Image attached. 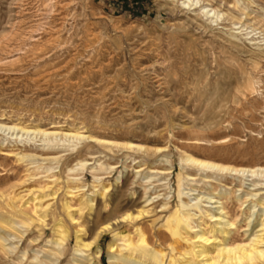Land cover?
<instances>
[{
  "label": "rangeland",
  "instance_id": "374dc122",
  "mask_svg": "<svg viewBox=\"0 0 264 264\" xmlns=\"http://www.w3.org/2000/svg\"><path fill=\"white\" fill-rule=\"evenodd\" d=\"M133 260L264 264V0H0V264Z\"/></svg>",
  "mask_w": 264,
  "mask_h": 264
},
{
  "label": "bare ground",
  "instance_id": "6f19581e",
  "mask_svg": "<svg viewBox=\"0 0 264 264\" xmlns=\"http://www.w3.org/2000/svg\"><path fill=\"white\" fill-rule=\"evenodd\" d=\"M1 127H2V126H1ZM130 218L132 219V216H130ZM134 218H136V217H134ZM134 218H133V219H134ZM137 219H138V218H137ZM219 224H220V223H219ZM218 227H219V226H218ZM109 229H110V228H108V226H106V227L104 228L105 231H109ZM103 232H104V231H103ZM188 234H189V233H188ZM140 241H143V238H142V237H140V239H139V243H140ZM206 241L208 242V241H210V240H206ZM115 244H116V243H115ZM115 248H116V247H115L114 244L111 245V246H110V250H111V252H115ZM197 248H200V247H197ZM201 248H202V249H201V250H198L196 253L194 252L195 255L198 256L199 258H202L203 255H204V253H205V250H204L205 248H204V249H203V247H201ZM134 250L137 251V252H139V249L134 248ZM216 252H217V251H216ZM220 256H221V255H220ZM127 260H128V259H127ZM117 261H118V260H117ZM123 261H124V259H123ZM125 261H126V260H125ZM131 261H132V260H131ZM210 261H211V260H210ZM133 262L136 263V264H140V262L135 261V260H133ZM210 264H211V263H210Z\"/></svg>",
  "mask_w": 264,
  "mask_h": 264
}]
</instances>
